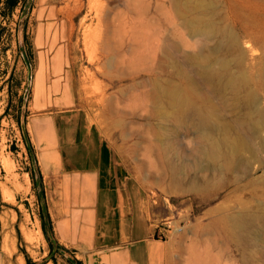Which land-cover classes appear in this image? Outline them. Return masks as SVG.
Here are the masks:
<instances>
[{
  "label": "rangeland",
  "instance_id": "1",
  "mask_svg": "<svg viewBox=\"0 0 264 264\" xmlns=\"http://www.w3.org/2000/svg\"><path fill=\"white\" fill-rule=\"evenodd\" d=\"M116 2L18 0L8 10L5 0H0V264H99V248L89 245L84 217L75 215L78 203H67L60 195V169L54 168L53 175L45 139L37 133V128L41 132L51 122L70 138L88 129L110 147L116 169L126 178L138 205L141 202L149 238L164 244L165 264H201L203 254L217 251L229 253L226 264H241L242 254L251 251L256 263L264 264V234L254 245L228 241L219 215L210 212L216 206L229 208L236 195L264 202V182L254 192L245 185L241 172L221 173L205 165L197 152L196 129L190 125L166 122L168 152L167 142L155 135L157 130L164 134L159 127L165 121L148 96L151 82L168 77L195 94L186 78L166 67L161 56L127 66L121 60L128 54H116L113 68L100 71L88 60L85 46L90 40H85L84 33L95 23L94 9L114 7ZM217 6L220 12L226 6L263 9L261 24L244 27L232 11L235 19L229 20L240 39L246 66L249 70L253 66L255 73L257 61L264 59V0H217ZM177 58L182 60L183 52ZM155 62L157 66L163 62L161 69L143 67ZM37 78L42 89L35 87ZM203 90L209 92L206 86ZM258 94L264 102V92ZM76 149L73 145L71 152L75 154ZM169 157L186 162L187 176L197 171L209 180L202 187H213L215 197L201 203L202 192L197 189H204L171 184ZM254 176L263 177L264 170L257 168ZM74 221L82 226H73Z\"/></svg>",
  "mask_w": 264,
  "mask_h": 264
},
{
  "label": "bare ground",
  "instance_id": "2",
  "mask_svg": "<svg viewBox=\"0 0 264 264\" xmlns=\"http://www.w3.org/2000/svg\"><path fill=\"white\" fill-rule=\"evenodd\" d=\"M116 1L114 7L97 6L95 23L87 26L84 33L85 40H90L85 47L88 60L95 64L94 69L113 68L116 54L122 57L128 54L121 60V65L127 66L143 62L145 57L152 61L158 56L164 57L165 66L184 76L196 93H188L168 77L151 82L153 88L148 96L160 119L165 121L159 127L164 134L157 130V138L161 137L164 142L169 138L165 134L168 131L166 122L194 127L198 137L197 152L205 165L221 173L241 172L245 185L257 192L260 182H264V176H254L257 168L264 170V102L258 94L259 90L264 92V59L257 61L255 73L253 66L250 70L247 68L240 39L229 20L238 17L244 27L261 24L259 15L263 9L226 6L225 11L220 12L217 0ZM179 52H183L182 60L177 58ZM161 58L160 61L164 60ZM155 63L143 67L153 71L163 62L159 66ZM205 86L209 94L203 93L207 91L203 90ZM166 142L168 152L171 146ZM186 167L183 160L167 159L171 184L191 185L195 190L202 188L204 190L197 189L202 192L198 200L210 202L216 190L203 188L210 182L197 175V171L187 176ZM230 186L227 185L232 191ZM262 191L264 195V187ZM210 212L219 215L228 241L248 246L263 239L264 202L258 198L236 195L229 208L216 206ZM253 254L252 251L242 254L241 264H257ZM203 255L201 264H226L224 260H230L229 253L224 251Z\"/></svg>",
  "mask_w": 264,
  "mask_h": 264
},
{
  "label": "crops",
  "instance_id": "3",
  "mask_svg": "<svg viewBox=\"0 0 264 264\" xmlns=\"http://www.w3.org/2000/svg\"><path fill=\"white\" fill-rule=\"evenodd\" d=\"M35 87L42 89L39 78ZM38 132L45 139L52 173L54 168L60 169V195L67 203H78L75 215L84 217L90 247L99 248L98 263L165 264L164 244L149 238L150 228L140 214L141 202L138 205L126 178L116 169L110 147L88 129L67 133L74 135L70 138L51 122L41 132L37 128ZM73 145L78 148L75 154L71 152ZM73 226L82 224L74 221ZM60 238H65L63 231Z\"/></svg>",
  "mask_w": 264,
  "mask_h": 264
},
{
  "label": "trees",
  "instance_id": "4",
  "mask_svg": "<svg viewBox=\"0 0 264 264\" xmlns=\"http://www.w3.org/2000/svg\"><path fill=\"white\" fill-rule=\"evenodd\" d=\"M18 0H5L6 3V8L8 10L12 9L15 7V5L17 4ZM74 264H81L79 261H76Z\"/></svg>",
  "mask_w": 264,
  "mask_h": 264
}]
</instances>
